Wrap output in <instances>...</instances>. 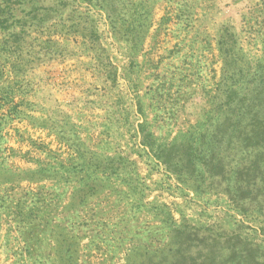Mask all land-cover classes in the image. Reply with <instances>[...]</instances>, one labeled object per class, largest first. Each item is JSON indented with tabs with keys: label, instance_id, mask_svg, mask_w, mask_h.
Wrapping results in <instances>:
<instances>
[{
	"label": "rangeland",
	"instance_id": "1",
	"mask_svg": "<svg viewBox=\"0 0 264 264\" xmlns=\"http://www.w3.org/2000/svg\"><path fill=\"white\" fill-rule=\"evenodd\" d=\"M0 264H264V0H0Z\"/></svg>",
	"mask_w": 264,
	"mask_h": 264
}]
</instances>
